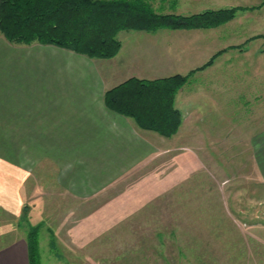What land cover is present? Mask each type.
Wrapping results in <instances>:
<instances>
[{"label": "crops", "instance_id": "0c3cea01", "mask_svg": "<svg viewBox=\"0 0 264 264\" xmlns=\"http://www.w3.org/2000/svg\"><path fill=\"white\" fill-rule=\"evenodd\" d=\"M191 1L245 4V0ZM224 26L121 30V49L111 58L90 57L56 44H16L0 32V132L13 133L17 143L2 145L18 148L16 162L4 156L0 163V209L11 210V198L21 209L22 197L56 200L55 194L61 193L80 208L131 169L159 155V149L170 147L174 136L141 127L107 105V90L131 77L156 79L201 67L196 73L204 75L196 87L186 92L183 87L177 93L183 125L175 134L181 137L194 117L195 125L210 124L225 132L222 143L216 145L231 148L238 143L233 136L230 140L233 128L219 117L234 116L228 101L245 100V91H250L245 87V61L235 62L234 53L230 54H245V47L238 46L245 36L231 32L227 38L219 31ZM220 50L211 64L203 66ZM238 68L241 71L234 73L232 69ZM176 141L179 148L186 146L184 141ZM137 210L138 206L126 213ZM179 226L171 222L158 226L161 230L147 240L144 264H212L217 259L214 253L207 254L209 247L203 252V242L197 239L182 246L176 230ZM0 264H30L27 237L1 246Z\"/></svg>", "mask_w": 264, "mask_h": 264}, {"label": "rangeland", "instance_id": "374dc122", "mask_svg": "<svg viewBox=\"0 0 264 264\" xmlns=\"http://www.w3.org/2000/svg\"><path fill=\"white\" fill-rule=\"evenodd\" d=\"M150 1L160 13L237 8L236 16L219 31L227 38L231 32L245 36L238 45L245 47V54H230L234 53L235 62L245 61V87L250 91H245V100L228 101L234 116L219 119L233 128L230 140L233 136L238 143L231 148L216 145L225 132L210 124L195 125L191 117L181 137L172 135L170 147L159 149V155L131 169L80 208L61 192L53 197L56 200L22 197L21 209L11 198L12 211L0 209V247L28 238L30 230L38 227L41 264H144L148 238L155 237L162 223L171 222L180 225L176 230L182 246L197 239L203 242V252L210 248L207 254L217 258L212 264H264V224L258 223L264 221V0L235 5ZM254 5L258 7L251 8ZM200 68L191 71L182 91H192L202 80L204 74L196 73ZM12 136L0 132V163L4 156L16 162L18 148L2 145L17 144ZM176 140L186 146L179 148ZM137 206V213H126Z\"/></svg>", "mask_w": 264, "mask_h": 264}, {"label": "trees", "instance_id": "16d2710c", "mask_svg": "<svg viewBox=\"0 0 264 264\" xmlns=\"http://www.w3.org/2000/svg\"><path fill=\"white\" fill-rule=\"evenodd\" d=\"M236 14V7L188 15L160 13L150 0H0V32L16 44H56L90 57L111 58L121 49V30L212 28ZM191 74L131 77L107 90L105 100L141 127L172 136L183 121L176 94ZM27 241L30 264H41L38 227L30 230Z\"/></svg>", "mask_w": 264, "mask_h": 264}]
</instances>
